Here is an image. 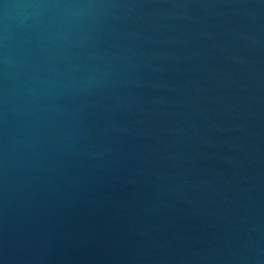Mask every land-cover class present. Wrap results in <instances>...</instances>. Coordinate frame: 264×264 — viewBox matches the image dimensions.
<instances>
[{"label":"water","instance_id":"water-1","mask_svg":"<svg viewBox=\"0 0 264 264\" xmlns=\"http://www.w3.org/2000/svg\"><path fill=\"white\" fill-rule=\"evenodd\" d=\"M95 3L11 36L0 264H264V0Z\"/></svg>","mask_w":264,"mask_h":264},{"label":"clouds","instance_id":"clouds-1","mask_svg":"<svg viewBox=\"0 0 264 264\" xmlns=\"http://www.w3.org/2000/svg\"><path fill=\"white\" fill-rule=\"evenodd\" d=\"M100 7L95 0H0V77L6 85L2 105L5 114L14 112L10 107L13 89L9 85L12 70L17 67L9 51L13 33L30 30L41 38L59 33L66 24L83 19V13Z\"/></svg>","mask_w":264,"mask_h":264}]
</instances>
